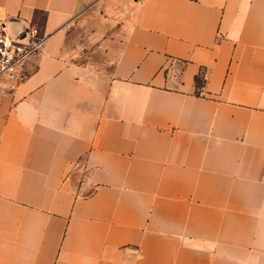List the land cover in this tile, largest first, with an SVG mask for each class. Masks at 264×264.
Returning a JSON list of instances; mask_svg holds the SVG:
<instances>
[{
	"label": "crops",
	"instance_id": "obj_1",
	"mask_svg": "<svg viewBox=\"0 0 264 264\" xmlns=\"http://www.w3.org/2000/svg\"><path fill=\"white\" fill-rule=\"evenodd\" d=\"M47 39L0 83V264H264V0H0Z\"/></svg>",
	"mask_w": 264,
	"mask_h": 264
},
{
	"label": "built area",
	"instance_id": "obj_2",
	"mask_svg": "<svg viewBox=\"0 0 264 264\" xmlns=\"http://www.w3.org/2000/svg\"><path fill=\"white\" fill-rule=\"evenodd\" d=\"M47 37L36 24L17 34L12 33L5 20L0 19V83L21 78L25 62L41 52Z\"/></svg>",
	"mask_w": 264,
	"mask_h": 264
},
{
	"label": "water",
	"instance_id": "obj_3",
	"mask_svg": "<svg viewBox=\"0 0 264 264\" xmlns=\"http://www.w3.org/2000/svg\"><path fill=\"white\" fill-rule=\"evenodd\" d=\"M14 22H16L15 19L8 20V22H7L8 27L11 26Z\"/></svg>",
	"mask_w": 264,
	"mask_h": 264
}]
</instances>
